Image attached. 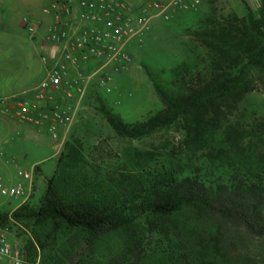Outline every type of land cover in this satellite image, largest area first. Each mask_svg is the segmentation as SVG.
Wrapping results in <instances>:
<instances>
[{
    "label": "rangeland",
    "instance_id": "rangeland-1",
    "mask_svg": "<svg viewBox=\"0 0 264 264\" xmlns=\"http://www.w3.org/2000/svg\"><path fill=\"white\" fill-rule=\"evenodd\" d=\"M121 1L134 15L146 8L149 16L131 40L132 61L114 74L111 92L91 86L80 100L74 98L79 106L67 111L73 119L63 126L58 141L46 124L22 122L0 103V171L8 169L13 184L27 183L18 170L33 172L27 199L0 198V213L11 218L5 221L9 241L21 249L25 264H164L169 254L188 264H264V240L225 255L214 245V222L189 206L166 215L139 214L130 226L94 241L85 231L57 229L49 220L14 218L12 212L19 206H39L47 178L65 146L73 142L96 167L95 174L106 179H136L162 164L178 176L216 179L239 172L264 177V134L254 130L264 120L259 69L213 36L229 38L243 31L244 37L240 35L246 39L248 17H257L261 0ZM156 3L170 5L167 19L153 7ZM49 4L50 0H0V98L32 97L48 71L50 65L40 58V41L33 37L41 34L44 40L51 23L42 8ZM23 17L37 25L34 36L24 27ZM228 72L237 77L228 94L202 99L188 115L139 138L118 135L100 109L104 103L124 121L141 122L166 109L153 81L172 96L183 97L213 75ZM36 105L39 112L40 104ZM55 143H61L59 150Z\"/></svg>",
    "mask_w": 264,
    "mask_h": 264
},
{
    "label": "trees",
    "instance_id": "trees-1",
    "mask_svg": "<svg viewBox=\"0 0 264 264\" xmlns=\"http://www.w3.org/2000/svg\"><path fill=\"white\" fill-rule=\"evenodd\" d=\"M248 18L246 39L242 38L243 31L229 38L220 33L213 36L241 53L249 65L259 69V82L264 89V0H261L257 17ZM236 78L229 72L213 75L183 97L172 96L153 81L166 109L137 123L124 121L104 103L100 109L118 135L139 138L172 124L180 115H188L202 99L228 94L236 85ZM254 130L264 134V120L256 123ZM38 169V166L34 167L35 171ZM95 171L96 167L83 158L78 143L67 144L56 168L47 178L39 206L36 209L19 206L12 212L14 218L32 216L49 220L57 229L66 227L85 231L94 241L104 234L130 226L139 214L166 215L189 206L214 222L213 242L225 255H230L241 245L264 240V177L261 175L238 172L226 178L203 179L178 176L164 164L136 179L133 175L106 179ZM6 219L11 218L7 213H0V224L5 225ZM164 264L188 262L169 254Z\"/></svg>",
    "mask_w": 264,
    "mask_h": 264
},
{
    "label": "built area",
    "instance_id": "built-area-1",
    "mask_svg": "<svg viewBox=\"0 0 264 264\" xmlns=\"http://www.w3.org/2000/svg\"><path fill=\"white\" fill-rule=\"evenodd\" d=\"M176 3H183L177 0ZM165 19L169 17V4H153ZM42 12L54 16L43 43L48 52L40 56L50 67L45 77L34 88L31 98H0L4 111L10 112L22 122L36 126L46 124L54 140H59L58 127L71 123L73 115L58 103L36 112L35 101L48 98L62 90L64 97L84 96L85 86L111 92L113 76L126 70L131 61L132 38L140 34L149 16L147 9L134 15L130 7L121 0H52ZM24 27L31 36L37 25L25 21ZM75 76L70 77V74ZM84 84L81 79H85ZM52 95V96H51ZM77 109V105L73 110ZM61 147V145H60ZM17 174L27 180L8 184L0 173V198L25 200L32 191V171L18 170ZM0 264H25L21 249L12 244L5 225L0 224Z\"/></svg>",
    "mask_w": 264,
    "mask_h": 264
},
{
    "label": "crops",
    "instance_id": "crops-1",
    "mask_svg": "<svg viewBox=\"0 0 264 264\" xmlns=\"http://www.w3.org/2000/svg\"><path fill=\"white\" fill-rule=\"evenodd\" d=\"M52 0H50V2H51ZM70 1V0H69ZM45 7V6H44ZM43 9V8H42ZM43 13V12H42ZM45 15H47V14H45ZM48 16H49V20H50V23H52V22H54L55 21V18H54V16H52V15H49L48 14ZM25 21H28V18L27 17H23L22 18V23L24 24L25 23ZM20 22H21V20H20ZM41 35V34H40ZM40 35H37V37L35 38V37H33L35 40H38V41H40V49L42 50V51H44V52H48L49 51V47L47 46V45H45L44 43H43V41H41V39H42V36H40ZM39 38H40V40H39ZM43 63V62H42ZM44 64V63H43ZM47 73V72H46ZM46 75V74H45ZM72 76V78H73V73L72 74H70V77ZM45 77V76H44ZM43 77V78H44ZM42 78V79H43ZM74 78H75V76H74ZM41 79V80H42ZM40 80V81H41ZM86 82V78L85 79H81V83L82 84H84ZM91 84H87V86H85L84 88H85V90H84V95L85 94H87L88 93V91L89 90H91L90 88H91ZM115 87V86H114ZM96 88V87H95ZM52 96V95H51ZM76 96H74V97H71V98H66V97H64V95H63V93H62V90L61 91H58L57 93H53V100H49L48 98H46V99H43V100H41V101H35V103L37 104H40V109L42 110V109H45L46 107H52L55 103H58V105L61 107V108H65V109H67L68 107H75V105H77V107L79 106V101L78 102H75V103H73V100H74V98H75ZM12 98V97H11ZM31 99H32V97H30ZM2 110H4V108L2 107L1 108ZM62 126H60L59 125V127H58V131L60 132L61 130H62ZM60 145H61V143H55L54 144V148L55 149H57V150H59L60 149ZM35 167V166H34ZM8 169H6V172H1L0 171V173H1V175L3 176V178L5 179V181L8 183L9 181H12L11 180V178H12V176H11V174L7 171ZM38 173H41L40 171V168L38 169ZM8 173V174H7ZM10 183V182H9Z\"/></svg>",
    "mask_w": 264,
    "mask_h": 264
}]
</instances>
